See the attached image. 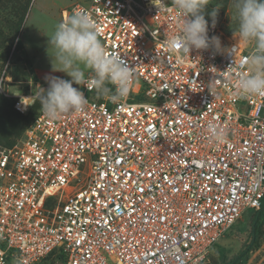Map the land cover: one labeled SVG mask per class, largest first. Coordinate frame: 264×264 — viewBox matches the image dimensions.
Returning a JSON list of instances; mask_svg holds the SVG:
<instances>
[{"label": "built area", "instance_id": "built-area-1", "mask_svg": "<svg viewBox=\"0 0 264 264\" xmlns=\"http://www.w3.org/2000/svg\"><path fill=\"white\" fill-rule=\"evenodd\" d=\"M77 9L135 86L117 105L73 84L83 114L40 112L19 143H0V264H202L264 197V96L232 86L248 49L207 21L220 52L170 51L177 14L151 0H90L61 20Z\"/></svg>", "mask_w": 264, "mask_h": 264}, {"label": "clouds", "instance_id": "clouds-1", "mask_svg": "<svg viewBox=\"0 0 264 264\" xmlns=\"http://www.w3.org/2000/svg\"><path fill=\"white\" fill-rule=\"evenodd\" d=\"M212 0H171L166 6L163 0H151L159 9L171 8L176 14L177 30L167 39L166 46L172 52L179 51L189 57L192 50L214 48L221 51L218 37L208 36V23L202 15ZM234 32L240 44L248 49L246 72L240 73L232 83L239 98L264 96V0H231ZM218 8V7H217ZM217 12L211 16L215 26ZM100 29L93 16L83 9L62 19L48 36L52 49L53 72H63L70 80L46 76L47 89H37L32 98L38 100L43 115L52 121L63 115L83 114L88 99L73 84L86 87L97 99L112 104H122L131 94L135 80L133 69L118 55H110L99 38ZM211 138L223 143L226 134L215 124L208 126ZM19 264H23L21 260Z\"/></svg>", "mask_w": 264, "mask_h": 264}, {"label": "rangeland", "instance_id": "rangeland-1", "mask_svg": "<svg viewBox=\"0 0 264 264\" xmlns=\"http://www.w3.org/2000/svg\"><path fill=\"white\" fill-rule=\"evenodd\" d=\"M90 0H0V143L10 146L22 138L24 129L41 112L38 100L30 110L20 114L13 104L20 96L47 89L46 76L71 78L63 72H53L49 37L61 21L63 12L76 5L85 6ZM218 7V8H217ZM216 9L215 24L225 35L235 34L231 0H212L202 12L213 23L211 13ZM253 211L243 213L241 219L224 234L202 264H227L251 243ZM224 251V258L220 251ZM244 264H264V219L253 249Z\"/></svg>", "mask_w": 264, "mask_h": 264}, {"label": "trees", "instance_id": "trees-1", "mask_svg": "<svg viewBox=\"0 0 264 264\" xmlns=\"http://www.w3.org/2000/svg\"><path fill=\"white\" fill-rule=\"evenodd\" d=\"M2 105L0 104V108L1 111L3 112H8L9 107H1ZM264 219V197L261 201V208L259 211L255 212L254 214V218L252 220V230H251V243L247 246V248H245L243 251H241V253L236 256L235 258H233L232 260H230L227 264H244L249 252L253 249V246L257 240V235L259 233L260 230V223L261 221ZM220 256L223 259L224 258V251L221 250L220 251Z\"/></svg>", "mask_w": 264, "mask_h": 264}]
</instances>
